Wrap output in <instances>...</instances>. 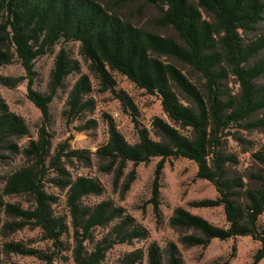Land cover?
Returning <instances> with one entry per match:
<instances>
[{
	"label": "trees",
	"instance_id": "1",
	"mask_svg": "<svg viewBox=\"0 0 264 264\" xmlns=\"http://www.w3.org/2000/svg\"><path fill=\"white\" fill-rule=\"evenodd\" d=\"M145 1L161 7V25L174 28L182 44L137 28L109 13L95 0H0L3 19L0 66L9 65L17 58L26 71L25 78L0 74V86L15 88L27 81L28 99L42 114L38 139L30 141L22 150L32 165L13 173L0 193V208L13 220L6 223L3 230L11 234L28 226L38 228L54 249L46 253L21 243H8L4 246L7 253L32 256L53 264L67 251L75 264H102L116 245L148 237L147 231L113 202L84 204L85 198L104 193L102 184L89 177L72 178L61 163L63 158L74 157L90 161L85 151H69L66 143L51 156L50 105L65 80L80 71L78 62L70 58L66 49V44L78 42L81 55L90 62L102 88L113 93L124 110L132 113L139 138L136 144H130L112 124L108 142L96 152V156L107 163L103 170L115 172L119 180L128 165H132L123 186V192H128L136 181L138 166L161 159L152 185V204L156 214L161 216V181L166 160L193 161L198 168L197 178L210 182L218 197L194 202L192 207H223L228 226L217 227L178 207L170 219L171 226L198 234L185 236L181 241L188 246L206 247L214 239L251 237L260 243L254 264L264 260V224L260 222L264 215V144L252 154L255 167L246 176L232 174L237 158L225 151L227 139L236 137L237 129L264 133V116L261 115L264 85H257V80L264 75V35L251 44H244L241 35L242 31L252 30L264 21V0ZM203 12L211 20L204 19ZM58 45L61 48L49 91L42 94L34 88L35 63ZM259 55L261 57L253 63ZM165 58L189 66L203 80V89ZM113 72L125 76L148 94L157 95L167 119L155 118L152 132L145 128L138 120L133 100L117 90ZM230 75L240 83L239 96H227L221 88L222 81ZM91 90L89 77L83 75L66 104L64 116L69 122L93 108V101H85ZM29 134L26 121L10 111L0 93V146L13 154L20 153L19 146L10 140ZM51 170L57 175L52 183L67 191V216L55 212L58 198L46 191L45 183ZM24 195L31 199L30 207L3 200V196ZM110 227L107 234L96 237L97 230ZM166 252L167 264H184L177 245L171 243ZM144 257L142 250L134 251L121 263L139 264ZM146 257L148 264H165L164 251L156 243L148 247Z\"/></svg>",
	"mask_w": 264,
	"mask_h": 264
},
{
	"label": "rangeland",
	"instance_id": "2",
	"mask_svg": "<svg viewBox=\"0 0 264 264\" xmlns=\"http://www.w3.org/2000/svg\"><path fill=\"white\" fill-rule=\"evenodd\" d=\"M109 13L120 17L126 22L132 23L139 29L151 32L162 37H168L182 44L178 33L172 27L161 25L163 12L161 7L146 2L145 0H95ZM197 3L196 0H188ZM203 18H211L203 12ZM0 16V23L2 21ZM244 44H251L264 35V21L255 25L252 30L242 31ZM61 45L37 59L35 63L36 79L34 88L47 94L51 82V74L55 60ZM66 49L72 60L77 61L80 71L70 75L64 82V86L58 91L50 105L52 120L48 126L51 136V156H54L63 144L69 145V151H85L90 161L74 157L63 158L62 166L72 178L79 176L93 178L99 181L104 193L101 196H89L84 199L85 205H95L103 201H111L115 206L124 209L125 213L142 228L147 231L148 237L144 240H135L131 244L116 245L110 250L102 264H122L121 260L134 251L142 250L145 257L139 264H148L146 253L148 247L156 243L164 251V261L167 264V248L173 243L177 245L184 264H254V257L260 248V243L251 237H238L227 241L214 239L206 246H188L181 240L185 236L198 235L193 230H180L171 226L170 219L175 209L183 207L194 215H198L211 224L226 228L227 219L223 207L194 208L192 203L203 200H215L218 193L215 187L208 181L197 178V165L188 159L171 158L166 160L161 181V206L158 216L152 204V185L157 164L161 159L156 158L149 163L141 164L137 168V178L128 192H123L126 176L132 171L133 166L128 165L124 176L116 180L115 172H105L103 167L106 162L96 156L97 150L109 140L110 126L113 124L130 144H136L139 140L130 111L124 110L121 102L110 91H105L100 85L96 74L88 62L81 55V45L78 42L66 44ZM261 56L253 59L256 62ZM166 61L178 66L190 80L200 89H203V80L189 66L175 62L169 58ZM0 74L7 77L25 78L26 71L18 59L9 65L0 66ZM86 75L91 82V92L85 97V101H93V108L85 111L83 115L69 122L64 116L66 104L70 93L78 80ZM117 83V90L125 92L138 109V120L152 132V123L155 118L167 119L163 112L161 100L157 95H150L145 90L138 88L125 76L118 72L112 73ZM27 81H23L15 88L0 86V93L11 112L22 117L30 130L26 137L11 138L10 142L20 148V153L13 154L0 146V193H3L8 178L19 169L32 165L31 160L23 154L30 141L38 139V133L42 126V114L40 110L28 99ZM257 85H264V75L257 80ZM222 90L227 96H239L241 86L238 79L230 75L222 81ZM185 104L186 102L183 101ZM264 116V112L261 114ZM236 137H229L225 143L227 154L237 158L236 165L232 168V174L246 176L255 167L252 154L264 144V133L261 131H247L237 129ZM152 137L155 139L154 135ZM57 178L54 170L48 174L45 186L49 194L58 198L54 210L59 215L69 214L67 207V191L52 183ZM5 203L31 206L28 196H3ZM13 220L7 216L3 208H0V251L2 264H48L36 257L7 253L5 244L21 243L30 249L42 250L46 253L53 252L52 243L44 239L43 232L31 226L25 227L15 233L5 234L3 227ZM260 222L264 224V215ZM108 229H99L95 232L97 238L107 234ZM53 264H75L70 252H63V257ZM264 264V260L260 263Z\"/></svg>",
	"mask_w": 264,
	"mask_h": 264
}]
</instances>
